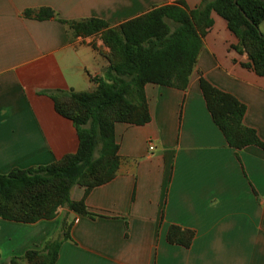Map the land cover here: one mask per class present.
I'll return each mask as SVG.
<instances>
[{"label":"crops","instance_id":"obj_1","mask_svg":"<svg viewBox=\"0 0 264 264\" xmlns=\"http://www.w3.org/2000/svg\"><path fill=\"white\" fill-rule=\"evenodd\" d=\"M181 1L189 11L208 2L0 0V174L76 154L77 128L50 94L95 91V79L110 75L100 36L75 38L68 25L25 11L51 8L59 19L96 18L117 28ZM211 19L187 89L147 84L151 121L116 124L117 176L87 195L72 189L71 199L84 200L95 216L63 206L35 224L0 218V264H28L27 252L61 238L65 221L70 239L56 264H264V150L231 148L200 87L204 77L244 103V124L264 142V77L248 67L227 21L216 12ZM172 225L195 233L189 248L168 242Z\"/></svg>","mask_w":264,"mask_h":264},{"label":"trees","instance_id":"obj_2","mask_svg":"<svg viewBox=\"0 0 264 264\" xmlns=\"http://www.w3.org/2000/svg\"><path fill=\"white\" fill-rule=\"evenodd\" d=\"M212 12L224 18L239 39L237 49L248 54V67L264 77V33L260 30L264 22V0H208L195 11H189L181 1L154 9L117 28L96 18L59 19L51 8L25 11L26 18L56 19L68 25L75 38L100 36L109 49L102 53L110 63V75L107 79H95L98 83L95 91L50 94L57 111L75 124L79 149L76 154L48 166L0 174V218L35 224L54 219L63 206L94 217L84 200L71 199L72 189L84 187L87 195L117 176L120 158L115 126L117 123L145 125L151 121L145 94L147 84L187 89L203 46L202 38L213 25ZM200 87L213 121L231 148L256 146L264 150L257 131L244 124L247 113L244 103L204 77L200 79ZM194 237L193 231L176 225L167 234L170 244L187 248ZM68 239L70 226L65 221L61 238L49 241L42 251H28L27 263L56 264L59 249ZM11 264L18 262L14 260Z\"/></svg>","mask_w":264,"mask_h":264},{"label":"rangeland","instance_id":"obj_3","mask_svg":"<svg viewBox=\"0 0 264 264\" xmlns=\"http://www.w3.org/2000/svg\"><path fill=\"white\" fill-rule=\"evenodd\" d=\"M260 30L264 33V23L261 25ZM99 149H100V146H98L97 150H99Z\"/></svg>","mask_w":264,"mask_h":264},{"label":"built area","instance_id":"obj_4","mask_svg":"<svg viewBox=\"0 0 264 264\" xmlns=\"http://www.w3.org/2000/svg\"><path fill=\"white\" fill-rule=\"evenodd\" d=\"M151 149H153V147Z\"/></svg>","mask_w":264,"mask_h":264},{"label":"water","instance_id":"obj_5","mask_svg":"<svg viewBox=\"0 0 264 264\" xmlns=\"http://www.w3.org/2000/svg\"><path fill=\"white\" fill-rule=\"evenodd\" d=\"M245 15V14H244ZM246 16V15H245Z\"/></svg>","mask_w":264,"mask_h":264}]
</instances>
